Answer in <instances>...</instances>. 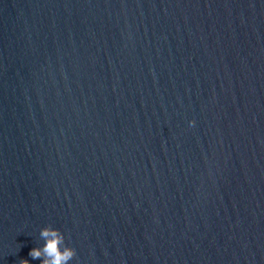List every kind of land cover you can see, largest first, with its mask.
I'll return each instance as SVG.
<instances>
[{"label":"water","instance_id":"95a60500","mask_svg":"<svg viewBox=\"0 0 264 264\" xmlns=\"http://www.w3.org/2000/svg\"><path fill=\"white\" fill-rule=\"evenodd\" d=\"M49 226L69 264H264V0H0V264Z\"/></svg>","mask_w":264,"mask_h":264},{"label":"clouds","instance_id":"9594fccd","mask_svg":"<svg viewBox=\"0 0 264 264\" xmlns=\"http://www.w3.org/2000/svg\"><path fill=\"white\" fill-rule=\"evenodd\" d=\"M40 237L45 243L42 247L30 250L29 256L32 259L42 258V264H69L76 256L75 249L66 245L65 237L58 229L44 227ZM20 264H28V261L22 260Z\"/></svg>","mask_w":264,"mask_h":264}]
</instances>
